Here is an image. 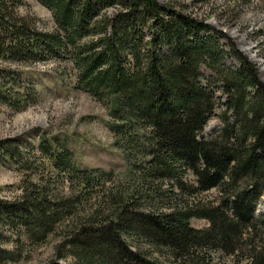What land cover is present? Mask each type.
Returning <instances> with one entry per match:
<instances>
[{"label":"trees","instance_id":"16d2710c","mask_svg":"<svg viewBox=\"0 0 264 264\" xmlns=\"http://www.w3.org/2000/svg\"><path fill=\"white\" fill-rule=\"evenodd\" d=\"M37 1L51 12L53 31L34 30L15 12L18 0H0V50L13 60L70 61L76 87L106 101L127 167L123 175L80 168L60 141L41 139L38 152L49 160L42 167L68 189L51 194L41 178L24 182L15 200L0 199V224L16 233L0 262L24 255L23 236L36 245L59 230L56 254L72 264H164L156 254L217 264V253L264 264V232L253 221L264 190V82L255 65L223 48L221 32L205 20L158 0ZM228 54L236 67L225 64ZM202 66L226 97L210 139L198 136L214 110ZM0 98L19 103L2 91ZM14 149L0 141V155ZM211 189L220 201L200 203ZM194 217L209 225L192 227Z\"/></svg>","mask_w":264,"mask_h":264},{"label":"rangeland","instance_id":"374dc122","mask_svg":"<svg viewBox=\"0 0 264 264\" xmlns=\"http://www.w3.org/2000/svg\"><path fill=\"white\" fill-rule=\"evenodd\" d=\"M158 1L203 19L219 30L223 48L235 47L245 54L258 69L260 80L264 82V0ZM18 3L14 6L15 12L25 17L34 30L53 31L55 25L52 14L45 6L37 0H18ZM5 4L8 9V3ZM112 12L113 8L109 9L108 13ZM3 50H0V91L8 95V99H19V103H3L0 98V141L18 147L14 149V154L1 152L0 199L15 200L21 195L24 182H41V178L51 194H54V190L60 193L63 188L65 191L68 189L66 183L62 185L59 179L56 182L50 170L42 167V162H45L46 167L49 160L46 162L38 152L37 145L41 139L60 141L73 153L80 168L102 167L123 175L127 162L113 143L107 103L96 100L76 87V69L71 62L64 58L13 60ZM224 62L231 67L237 65L230 54ZM201 71L203 82L212 89L214 110L198 136L210 139L222 127L226 97L221 83L210 78V75L214 78V74L205 66L201 67ZM16 153H19L18 157ZM21 160H27L29 167H23L19 163ZM220 194L218 189L203 192L199 195V202L217 203ZM253 221L256 229L264 232V190L255 203ZM190 224L195 228H205L209 222L205 218L194 217ZM14 234L15 230H8V226L0 224L2 250L14 248ZM21 239L24 255L15 261L3 260L0 264H52L54 261L72 264L74 261L72 257L58 258L56 254V247L61 240L59 230L36 245H29L25 236ZM156 256L164 264H177L164 255ZM214 261L217 264H245L241 254L233 258L217 253L214 254Z\"/></svg>","mask_w":264,"mask_h":264}]
</instances>
